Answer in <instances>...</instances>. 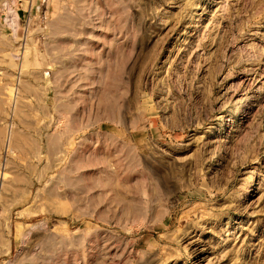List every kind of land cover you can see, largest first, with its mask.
<instances>
[{
	"label": "rangeland",
	"instance_id": "rangeland-1",
	"mask_svg": "<svg viewBox=\"0 0 264 264\" xmlns=\"http://www.w3.org/2000/svg\"><path fill=\"white\" fill-rule=\"evenodd\" d=\"M0 264H264V0H0Z\"/></svg>",
	"mask_w": 264,
	"mask_h": 264
}]
</instances>
